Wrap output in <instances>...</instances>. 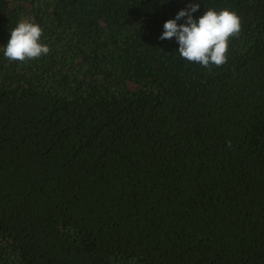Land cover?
Segmentation results:
<instances>
[{"label":"trees","instance_id":"1","mask_svg":"<svg viewBox=\"0 0 264 264\" xmlns=\"http://www.w3.org/2000/svg\"><path fill=\"white\" fill-rule=\"evenodd\" d=\"M189 4L222 67L159 39ZM0 264H264V0H0Z\"/></svg>","mask_w":264,"mask_h":264},{"label":"clouds","instance_id":"2","mask_svg":"<svg viewBox=\"0 0 264 264\" xmlns=\"http://www.w3.org/2000/svg\"><path fill=\"white\" fill-rule=\"evenodd\" d=\"M199 10V4H189L179 11L174 19L163 25L160 40L175 39L179 45L180 57L204 68L222 67L227 63L229 41L237 38L241 32V21L235 12L229 10H207L198 19L193 13ZM184 20L183 24L177 21ZM43 31L38 24L21 21L11 31L10 39L4 47L3 55L9 61L26 62L49 54L50 48L41 43ZM231 146V142H228Z\"/></svg>","mask_w":264,"mask_h":264}]
</instances>
